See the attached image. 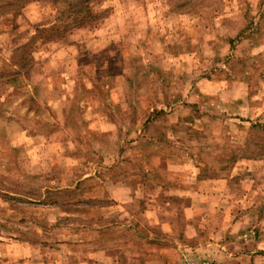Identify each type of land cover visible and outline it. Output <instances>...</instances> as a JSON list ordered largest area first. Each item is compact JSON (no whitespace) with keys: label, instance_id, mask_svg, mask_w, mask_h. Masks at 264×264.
Segmentation results:
<instances>
[{"label":"rangeland","instance_id":"rangeland-1","mask_svg":"<svg viewBox=\"0 0 264 264\" xmlns=\"http://www.w3.org/2000/svg\"><path fill=\"white\" fill-rule=\"evenodd\" d=\"M67 4L0 0V264H264V0Z\"/></svg>","mask_w":264,"mask_h":264},{"label":"trees","instance_id":"trees-1","mask_svg":"<svg viewBox=\"0 0 264 264\" xmlns=\"http://www.w3.org/2000/svg\"><path fill=\"white\" fill-rule=\"evenodd\" d=\"M29 1H35V0H26V1L25 0H15L17 4H26ZM53 1L54 3H58L60 1L68 2L67 6L68 8H70L71 16H73L72 18L73 24L76 27H79L92 18L93 14L91 10V5L94 1H97V0H53ZM61 15L65 16L66 14L62 12ZM255 127L258 129L260 128L264 129V125H260V124L255 125Z\"/></svg>","mask_w":264,"mask_h":264},{"label":"crops","instance_id":"crops-1","mask_svg":"<svg viewBox=\"0 0 264 264\" xmlns=\"http://www.w3.org/2000/svg\"><path fill=\"white\" fill-rule=\"evenodd\" d=\"M233 93H234V91H232ZM227 92L226 91H222L221 92V94L220 95H224V94H226ZM239 98V99H238ZM245 99H246V97L243 95H239V96H236L235 97V100H237V101H239V100H242L243 102L245 101ZM243 162H251V161H249V160H247V161H243ZM203 196V195H202ZM207 196V195H206ZM205 196V197H206ZM209 198V197H208ZM159 224V223H158ZM232 227V225H230L229 226V228H231ZM248 230V229H247ZM251 231H249V232H247V233H250ZM246 237V236H245ZM254 253L255 252H251V256H249L250 255V253H246V255H245V257H249L250 258V260H252L253 258H255L253 255H254ZM221 254V257H225V259L227 258V260H235V252H230V251H227L226 253H224V252H221L220 253Z\"/></svg>","mask_w":264,"mask_h":264},{"label":"built area","instance_id":"built-area-1","mask_svg":"<svg viewBox=\"0 0 264 264\" xmlns=\"http://www.w3.org/2000/svg\"><path fill=\"white\" fill-rule=\"evenodd\" d=\"M186 264H214L211 261H188Z\"/></svg>","mask_w":264,"mask_h":264}]
</instances>
